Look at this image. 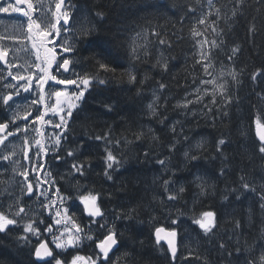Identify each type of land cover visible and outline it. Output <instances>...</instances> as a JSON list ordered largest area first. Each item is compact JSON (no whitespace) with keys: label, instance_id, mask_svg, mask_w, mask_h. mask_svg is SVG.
I'll list each match as a JSON object with an SVG mask.
<instances>
[{"label":"snow or ice","instance_id":"6c2138e0","mask_svg":"<svg viewBox=\"0 0 264 264\" xmlns=\"http://www.w3.org/2000/svg\"><path fill=\"white\" fill-rule=\"evenodd\" d=\"M229 2L233 4L231 16L224 10L227 6L218 5L217 0H183L180 4L176 0H134L133 7L141 14L144 23L138 25L139 31L132 32L123 42L115 41L120 47L126 45L127 67L122 68L111 52L93 51L89 56H78L74 43L65 35L68 25L76 18L77 0H15L14 3L0 0V5H3L0 13H19L23 17L12 26V31L0 33V192L9 193L21 184L32 195L36 194L38 186L43 190L47 185L45 157L51 149L58 148L56 158H59L63 151L59 146L89 95L113 82L121 83L126 79L129 83H136V65L150 60L153 49L156 50V64L165 71L169 69L172 56L171 53L166 54V50L171 43L161 35L162 26L154 24L153 19L166 17V23L173 22L172 16L168 15L171 9H176L180 19L190 20L187 38L194 49L193 63L199 67L202 76L207 77L200 78L193 89L195 99H188L186 94L185 98L177 101L176 107L189 109L190 105L200 104L208 96L211 100L204 107L209 110L230 105L235 97L228 94L229 78L239 84V77L244 74L251 81L264 84V61L251 68L248 65L239 69L232 66L241 52L239 44L227 48V58L232 64L221 62L217 68V51H225L226 44L218 21L224 19L227 22L236 17L245 0ZM259 2L262 8H258V12L264 10V0ZM95 14L96 17L106 16L102 10ZM79 22L80 31L85 35L96 30L87 14H82ZM248 31L255 34L256 25L249 24ZM104 43L111 47L113 41ZM84 62H88V70H84ZM160 88L166 90L165 83L161 82ZM155 92L154 89L153 95ZM255 95L257 102L250 106L249 123L241 135L250 141L251 153L264 159V89ZM148 107L151 110L152 105ZM224 115L228 113L224 112ZM96 139L100 141L102 136ZM215 143L216 153L222 156L226 139L221 137ZM104 155L109 162L107 166H114V154L106 151ZM219 172L227 174L228 168L221 167ZM197 182L202 190L208 186L204 176L193 175L191 183ZM236 192L245 197L251 194L250 198L264 208V185L258 188L253 176L240 173L233 194ZM173 198L168 197L169 200ZM80 199L89 212L95 214L98 211L95 195L85 192ZM6 207L8 212L0 207V232L11 231V226L16 223L10 212L15 210L23 215L27 211L23 201L17 205L14 199H9ZM51 207L55 209L54 214L46 219L44 227L29 222L23 225L22 230L17 229L22 232L21 238L27 247L26 264H118L121 260L127 264L132 258V253L117 247L121 243V234L117 231L101 229L96 238L90 240V245L83 244L77 235L81 231L80 225L56 207L55 200L51 201ZM186 211L197 234H211L220 226L219 209L214 210L211 204L204 205L194 197ZM237 225L243 228L242 221ZM150 235L153 252L161 254L163 264H207V257L199 251V241L191 236L187 240L180 236L174 219L153 220ZM140 243L143 245L144 242ZM217 247L225 248L227 245ZM237 251L240 249H230L229 255L235 257ZM246 264H264V252L255 262L246 261Z\"/></svg>","mask_w":264,"mask_h":264},{"label":"clouds","instance_id":"9594fccd","mask_svg":"<svg viewBox=\"0 0 264 264\" xmlns=\"http://www.w3.org/2000/svg\"><path fill=\"white\" fill-rule=\"evenodd\" d=\"M77 3L76 18L68 25L65 35L71 39L77 51H80L91 47L92 37L100 34L106 16L96 17L87 7L86 0H77ZM82 14H87L95 25L96 30L91 34L85 35L80 31L79 17ZM152 69L166 72L155 61L152 63ZM151 79V74L146 72L139 83L145 85ZM160 83L157 81L149 90L150 98L147 100L142 87H137L128 97L129 101L138 102L135 114H120L117 101L104 95L103 90L109 85L96 90L94 95L100 97L96 103L102 111L90 110L85 102L76 113L67 137L59 146L63 148L59 158H56L58 148H53L48 153L50 159L45 168L48 186L43 190L38 186L35 195L28 192L23 184L9 193L0 192V207H4L5 212L9 211L6 207L9 199H14L17 205L23 201L27 209L23 215H19L15 210L9 213L16 223L11 226V231L0 232V248L11 253V257L0 259V264H26L27 247L21 238L22 232L17 229L22 230L23 225L29 222L34 226L44 227L46 219L52 217L55 211L51 207L52 200L56 201V207L80 225L81 231L77 235L81 237L83 244L90 245V240L96 238L101 229L120 233L121 241L128 242L125 249L132 253V258L127 264H142L133 248L137 244L144 246L146 240H137V236L142 229L150 230L153 220L158 218L174 219L180 236L185 240L189 236L198 240L199 251L202 256L207 257V264H246V261L255 262L261 257L264 252V208L259 204L258 210H255L251 198L245 201V196L241 193L236 192L234 195L236 186H229L227 174L214 178L198 166L201 160L209 167L212 166L211 161L216 157L211 154L210 149L215 148L216 143H213L209 135L199 133L197 126L189 122L190 118L197 116V112L176 107L178 100L172 106V111L183 110V118L170 124L167 122L168 116L162 112L168 111L166 102L169 96L164 95L165 89L160 88ZM162 96L165 102H161ZM104 105L109 107L105 108ZM149 105H152L151 110ZM108 114L122 121L119 132L114 129L115 121L105 119ZM143 116L160 125L164 131L158 132L151 125L142 123ZM96 123L106 126L96 128ZM97 136H102V139L97 141ZM106 151L112 152L116 157V163L112 167L107 166L109 162L104 155ZM206 153L208 155H205ZM246 158L253 162L259 172L255 184L260 188L264 185V159L252 153ZM233 166L229 162L228 154L220 156L219 168L231 169ZM185 174H188V178H184ZM193 175L204 176L208 186L202 190L199 182L191 183ZM221 179L224 180L223 187L219 185ZM52 190H55L54 194L49 195ZM85 192L97 197L98 211L95 214L89 212L80 199ZM169 196L174 198L169 200ZM232 196L235 197L234 201L230 199ZM194 197L204 205H207L204 201L218 202V206L231 204L230 221H222L211 234H197L193 230L194 225L188 224L191 220L186 211ZM254 216L259 217V223H255ZM241 217L243 228L237 225ZM141 241L144 242L143 245ZM220 244L227 247L218 248L217 245ZM117 247L120 248V244ZM230 249L240 251H237L234 257L229 255ZM210 252L218 254L219 261L215 255L209 258ZM159 256L162 258L161 254ZM118 264H124V261L121 260Z\"/></svg>","mask_w":264,"mask_h":264},{"label":"trees","instance_id":"16d2710c","mask_svg":"<svg viewBox=\"0 0 264 264\" xmlns=\"http://www.w3.org/2000/svg\"><path fill=\"white\" fill-rule=\"evenodd\" d=\"M178 4L182 3L183 0H176ZM218 5H226L224 9L231 16V8L233 4L229 0H217ZM87 7L94 14L96 11L102 10L106 14V19L101 25V32L99 35L92 37V46L88 49L78 51V56L84 57L89 56L90 52L96 51H107L117 57V64L120 67H127V52L126 45L120 47L115 41L123 42L129 35L134 31H139L138 25L143 24L144 21L140 18L141 14L136 11L133 7L134 0H86ZM262 8L259 0H245L240 13L236 17L230 18L227 22L224 19L218 21L220 29L224 31V39L226 41L225 51H217L216 64L219 68L220 63L231 65L227 58V48L233 44H239L241 46V52L235 64L232 65L237 69L243 68L248 65L251 68L253 65H259L261 61H264V10L258 12L257 9ZM169 16H172L171 23H166V17H160L153 19V23L162 26L160 32L162 36H166L171 43V47L167 48L166 54L171 53L172 58L169 61V69L161 73L159 70L152 69V63L155 61V52L153 49V56L147 62L139 63L136 65L135 74L137 75V82L135 85H129L125 79L121 83L113 82L109 84V87L104 91V95L111 97L116 100L120 105V114L124 113L135 114L137 111V101H129L128 97L131 96L137 87L144 89L145 99L150 98V89L156 85L157 81L163 82L167 85L164 90V95L169 96L166 102V108L168 111L162 112V114L168 116V123L177 119H182L181 111H172V106L177 100L183 99L185 94L199 82L200 78H203L201 70L198 66L193 63V51L192 42L187 38V29L190 24L188 19H180V15L176 9H171L168 12ZM214 18V17H213ZM255 24L257 31L255 34H251L248 31L249 24ZM115 34V35H114ZM105 41H113L111 47L107 46ZM85 63L84 70H88V62ZM80 70V69H79ZM150 73L152 79L145 85H140L139 81L143 78L145 73ZM240 83L236 84L229 78L228 82V94L235 97L230 105H223L222 108L218 109L212 107H204L208 104L209 100H205L200 104L190 105L188 111L195 110L197 116L189 122L194 123L197 126L199 133L207 134L213 139V143L221 137L226 139V145L222 146L223 151L229 155L230 164L234 165L231 169H228L227 180L230 182L229 186H236L238 182V176L240 173H246L253 176L255 179L259 178V172L255 169L253 162L249 161L246 157L251 153L250 141L246 140L241 132L245 127L248 126V115L251 111V105L257 102L255 93L260 92L264 89V84L259 81H251L247 74L239 77ZM95 93V92H94ZM94 93L89 95L86 103L92 111H102L100 106L96 103L99 100V96H95ZM219 100V98H218ZM161 102L163 100V96ZM224 112L228 115L225 116ZM207 113V115H204ZM105 119L109 121H115L114 129L119 132L122 127V121H119L116 116L105 115ZM141 122L149 124L156 128L158 132H163V128L155 124L154 121L149 120L146 116L141 117ZM106 125L96 123L94 127L103 128ZM252 134L254 135V125ZM72 139L70 135V140ZM99 144L100 142H96ZM249 151H245V149ZM167 151V150H166ZM211 154L216 157L215 160L211 161V167L204 164L203 160L199 162V167L205 169L212 177L219 178L221 176L219 172V160L220 156L216 153L215 148L210 149ZM103 153H101L102 155ZM205 155H208L207 153ZM258 163V161H256ZM102 163V162H101ZM184 178H188V174H185ZM220 187L224 186V180H219ZM251 197V196H250ZM250 197H245V201ZM231 200H235L232 196ZM233 200V201H234ZM252 200V199H251ZM214 208L219 209L220 220L230 221L232 213V205L218 206V202L208 203ZM255 210H258L259 202L252 200ZM243 206V204H242ZM243 222V218L241 217ZM255 223H259V217L254 216ZM191 222L189 221L188 224ZM122 226V225H121ZM255 226V224H254ZM248 231V229H244ZM145 239L146 244L144 246H137L133 248V251L137 254V257L147 264H163L162 258L159 253L153 252L151 235L149 229H142L141 233L138 234L137 240ZM215 243V241H213ZM193 246L195 244L193 243ZM120 250H124L128 247V242L123 241L120 243ZM215 255L217 261L220 257L214 252L209 253V258ZM11 257L6 249L0 248V259L4 257Z\"/></svg>","mask_w":264,"mask_h":264},{"label":"rangeland","instance_id":"374dc122","mask_svg":"<svg viewBox=\"0 0 264 264\" xmlns=\"http://www.w3.org/2000/svg\"><path fill=\"white\" fill-rule=\"evenodd\" d=\"M10 2H12V0H10ZM0 6H3V5H0ZM22 19L23 17L19 13H0V33H3L5 31H12V26L17 21L22 20ZM190 97L195 98V95H191Z\"/></svg>","mask_w":264,"mask_h":264},{"label":"bare ground","instance_id":"6f19581e","mask_svg":"<svg viewBox=\"0 0 264 264\" xmlns=\"http://www.w3.org/2000/svg\"><path fill=\"white\" fill-rule=\"evenodd\" d=\"M234 200V199H233Z\"/></svg>","mask_w":264,"mask_h":264}]
</instances>
